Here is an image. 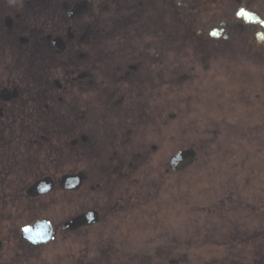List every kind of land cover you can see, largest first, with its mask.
Masks as SVG:
<instances>
[{"label":"flooded vegetation","instance_id":"flooded-vegetation-1","mask_svg":"<svg viewBox=\"0 0 264 264\" xmlns=\"http://www.w3.org/2000/svg\"><path fill=\"white\" fill-rule=\"evenodd\" d=\"M242 10L259 20L248 22L238 15ZM233 44L247 54L233 51ZM263 47L264 0H0L1 251L5 235L32 250L51 243L60 230L85 233V240L99 247L111 234L137 230L142 208L152 206L141 197L152 168L161 171L146 192L155 190V180L179 173L195 177L207 168L193 167L197 160L175 171L156 159L162 150L175 149L171 89L185 88L187 102L214 106L225 93L224 78L232 75V58L253 74L251 58H264ZM193 52L200 59L192 58ZM241 82L252 97L249 114L263 117L264 125V83L255 90ZM206 109L201 116L208 117ZM203 163L215 165L214 176L233 179L238 173L239 181L247 169V183L261 185L264 193V162L254 154L227 167ZM254 196L247 239L224 240L225 231L218 228L211 230L216 237L155 244L164 251L153 260L264 264V199L259 204ZM206 210L211 212L197 205L196 212ZM213 213L221 216L223 210ZM77 219L83 223L74 227ZM39 221L50 224L52 241L34 246L20 234ZM184 224L191 231V219ZM126 258L135 264L148 257L137 247Z\"/></svg>","mask_w":264,"mask_h":264},{"label":"rangeland","instance_id":"rangeland-1","mask_svg":"<svg viewBox=\"0 0 264 264\" xmlns=\"http://www.w3.org/2000/svg\"><path fill=\"white\" fill-rule=\"evenodd\" d=\"M233 48L236 53L247 54L244 46L236 47V44H233ZM193 57L200 59V56L194 52ZM255 58L256 56L252 57V59ZM181 60V56L178 55L177 62L180 63ZM193 60L195 61V59ZM195 63L200 66L196 61ZM230 63L231 76L234 80H239V85H233L231 76L226 72V68H223L228 77L224 78L222 90L226 91L230 88L227 90L229 95H222L214 106L205 102L196 104L193 100L190 105L187 102L188 93H185V88L171 89V99L176 103L175 110L177 109L174 130L175 149L173 151L165 149L164 152L162 150L156 154V159L166 162L170 155L175 154L177 150L196 143L198 163L193 167L205 165L207 168L195 177H187L188 173H179L175 176L171 175L169 181L167 179L166 181L155 180V190L146 192L147 187L150 186L149 183L157 177V171H161V169H157V166L152 168L155 170L152 171L150 182L144 183V190L141 194L144 199L147 197V202H151L152 206L142 208L144 212L139 217L142 225L137 230L129 232V235L119 232L121 235L117 238V235L111 234L109 235L110 239H107L108 242L102 243V247L97 244L92 246V243H88L85 240V233L75 236L76 234L63 233L60 230L51 243L32 250L24 244H19L10 235H5L6 247L0 252V264H128L125 262L129 260L126 257H130V252L137 251V247L138 251L148 258H145L147 259L145 262L139 259L135 264H159L153 260L154 257H158L155 254L161 251L163 254L164 251L154 247L158 243L184 241L192 235L216 237V233L213 231L218 228L225 231L222 237L224 240L247 239L249 228L253 225L249 216L251 199L255 193L254 198L259 204L264 199L261 185L247 183V169L240 177L244 179L239 181L238 173L233 179H230V174L222 173L214 176L215 165L203 163L212 161L214 164L227 167L231 166L230 164L234 161L251 160L252 154L255 155L257 162H264L263 117L253 119V115L249 114L247 104L250 103L249 100L252 101V97H245L246 90L241 82L244 80L245 83L248 80L251 86L257 90L260 83H264V59L255 61L253 74L249 73L242 63L237 62V57H233ZM224 64L226 66V61ZM207 82L206 80L203 88L208 87ZM193 89L195 88L193 87ZM200 89L201 85H199V91L197 90L198 93L201 92ZM176 92L180 96H176ZM174 94L175 96H173ZM190 94L193 95L196 92ZM203 96L208 97L206 93ZM179 100L182 102L178 103ZM186 102L188 104H185ZM233 104H237L239 110H236ZM205 105L208 108L206 109L208 117L200 116L198 118L196 114H199L200 109L203 113ZM201 144L203 147H200ZM206 181L208 184L204 185ZM149 195L150 197H148ZM191 205L195 206L194 210H189ZM197 205L210 207L211 212L209 213L207 210L206 213L196 212ZM184 207H188V211L184 212ZM221 209L223 210L221 216L213 213V211ZM190 219L191 231H186L183 229V226H186L184 222ZM193 223L197 229H200L199 232L192 230ZM124 243H128V245L122 248ZM112 246H120V249L111 250ZM150 247L152 249H149ZM177 249L179 248H174L173 251ZM120 250H126L124 256L119 255ZM178 252L180 253V250ZM179 253L176 252L175 255L178 256ZM182 260L186 264L185 257Z\"/></svg>","mask_w":264,"mask_h":264},{"label":"water","instance_id":"water-1","mask_svg":"<svg viewBox=\"0 0 264 264\" xmlns=\"http://www.w3.org/2000/svg\"><path fill=\"white\" fill-rule=\"evenodd\" d=\"M191 157L193 158V154H191L190 152H187V153H183V154H180L178 156V158L180 160H183V159H191Z\"/></svg>","mask_w":264,"mask_h":264},{"label":"snow or ice","instance_id":"snow-or-ice-1","mask_svg":"<svg viewBox=\"0 0 264 264\" xmlns=\"http://www.w3.org/2000/svg\"><path fill=\"white\" fill-rule=\"evenodd\" d=\"M238 15L248 16V13H246L242 10L240 13H238ZM213 35H215V33H213ZM26 231H27V229H26Z\"/></svg>","mask_w":264,"mask_h":264},{"label":"clouds","instance_id":"clouds-1","mask_svg":"<svg viewBox=\"0 0 264 264\" xmlns=\"http://www.w3.org/2000/svg\"><path fill=\"white\" fill-rule=\"evenodd\" d=\"M13 2H15V0H13Z\"/></svg>","mask_w":264,"mask_h":264}]
</instances>
